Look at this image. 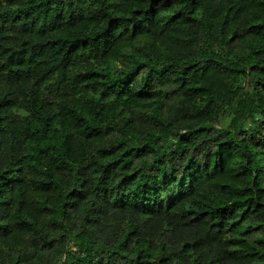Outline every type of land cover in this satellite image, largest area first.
<instances>
[{
    "label": "trees",
    "instance_id": "1",
    "mask_svg": "<svg viewBox=\"0 0 264 264\" xmlns=\"http://www.w3.org/2000/svg\"><path fill=\"white\" fill-rule=\"evenodd\" d=\"M0 264H264V0H0Z\"/></svg>",
    "mask_w": 264,
    "mask_h": 264
}]
</instances>
